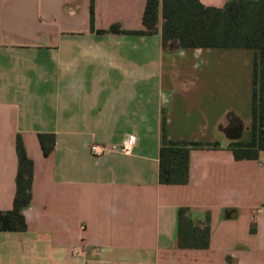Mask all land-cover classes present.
Here are the masks:
<instances>
[{"label":"crops","instance_id":"crops-1","mask_svg":"<svg viewBox=\"0 0 264 264\" xmlns=\"http://www.w3.org/2000/svg\"><path fill=\"white\" fill-rule=\"evenodd\" d=\"M146 2L94 0L92 29L91 0H0V210L18 135L34 162L28 228L0 230V264H264V150H232L252 138L254 49L164 46L161 23L138 32ZM165 133L211 143L186 184L159 180ZM131 135L129 152L91 151ZM181 206L209 218V248L178 246Z\"/></svg>","mask_w":264,"mask_h":264},{"label":"trees","instance_id":"trees-1","mask_svg":"<svg viewBox=\"0 0 264 264\" xmlns=\"http://www.w3.org/2000/svg\"><path fill=\"white\" fill-rule=\"evenodd\" d=\"M143 23L138 32L154 34L161 23L164 46L240 47L254 49L252 76V138L235 141L237 159H257L264 150V0H227L222 6L206 5L201 0H147ZM91 27L94 29V0H91ZM39 140L45 155L56 145V134L43 132ZM201 143L169 139L166 133L160 147L159 180L163 184H186L190 179V154ZM217 145L218 143H212ZM18 170L13 207L0 210V230L25 231L28 228L23 208L30 204L34 162L21 135L17 136ZM205 222V223H204ZM251 230L255 231L253 222ZM209 218H196L188 206L178 210V246L206 249L210 246Z\"/></svg>","mask_w":264,"mask_h":264},{"label":"built area","instance_id":"built-area-1","mask_svg":"<svg viewBox=\"0 0 264 264\" xmlns=\"http://www.w3.org/2000/svg\"><path fill=\"white\" fill-rule=\"evenodd\" d=\"M136 137L134 135L128 136L120 145L118 144H111V145H102V144H97L94 143L91 145V151L95 155H103L109 151H124V152H129L132 149L133 144L135 143Z\"/></svg>","mask_w":264,"mask_h":264}]
</instances>
